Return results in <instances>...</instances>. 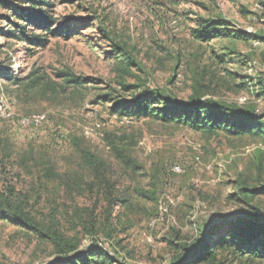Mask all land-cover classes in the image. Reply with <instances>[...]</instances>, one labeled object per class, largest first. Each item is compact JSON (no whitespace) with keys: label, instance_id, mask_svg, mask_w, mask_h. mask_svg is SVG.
<instances>
[{"label":"rangeland","instance_id":"1","mask_svg":"<svg viewBox=\"0 0 264 264\" xmlns=\"http://www.w3.org/2000/svg\"><path fill=\"white\" fill-rule=\"evenodd\" d=\"M43 11L62 35L27 22ZM13 23L44 46L7 37ZM214 24L225 34L207 40ZM37 71L46 78L29 89ZM60 73L83 81L65 87ZM154 93L254 112L258 129L164 123ZM148 94L153 113L122 126L119 103ZM35 116L40 126L19 124ZM238 218L264 225V0H0V264H60L96 246L112 264H264L223 244Z\"/></svg>","mask_w":264,"mask_h":264},{"label":"trees","instance_id":"2","mask_svg":"<svg viewBox=\"0 0 264 264\" xmlns=\"http://www.w3.org/2000/svg\"><path fill=\"white\" fill-rule=\"evenodd\" d=\"M40 3L44 6L49 4L45 1H40ZM27 17L29 18L27 19L28 23L32 22L33 24H37L39 27L45 28L48 32H51L52 36L54 37H58L63 34V31L61 30H50L49 26L54 23V19L52 16L44 13V11L40 13L29 14ZM18 18L23 19L24 16H20ZM18 27V25L13 23L5 35L7 37L15 38L17 41L25 42L28 45L37 47L44 46V38H41V36L36 35L33 32H27L24 27ZM203 33L206 34L207 40H216L222 38L225 34L224 29L216 24L203 28ZM45 78L46 76L43 74L41 75L39 71L30 74L28 79L30 85L27 87L29 89H35L42 84ZM59 78H62V85L65 87H78L83 81L82 79L77 78L70 73H60ZM15 82L22 83L19 80H15ZM197 91L198 90H196V92ZM198 93L199 92H197V94ZM148 95V97L139 96L131 103H119V109L123 112L121 117H129L132 119V117L142 118L148 117L150 114H152L153 111L145 99H150L151 94ZM198 96H201V94ZM154 97H157L158 101L163 105L158 112L155 111V116H157L158 119H161V121L164 123H171L177 119L178 123H183L186 125L190 124L192 127L198 129L203 127L211 130L231 128L232 132L237 136H242L257 128L255 123L258 122L259 119L254 112L249 113L243 111V109H234L225 103L220 104L212 100L201 103L199 100L200 97H198L197 99L194 98L191 104L182 107L177 103H174L172 100H168L165 97L156 95V93H154ZM205 110H207V113H205ZM257 132L260 133L261 131L257 130ZM241 190L245 191L246 189L240 188L239 192H241ZM12 212L13 215L21 219L25 225L42 233V235H44L46 238L52 240V242L57 247L62 246L63 242L55 233L45 230L39 223L24 215L20 210H14ZM229 242L237 246L238 253L264 258V225L257 224L248 219L238 218L233 224V236L227 240H224L223 244ZM75 249L76 247L72 248V250ZM216 249L217 245L216 247L212 248L200 246V248L197 250V253L204 252V254L200 255V257L197 259V263H201L205 259L212 262L215 261ZM186 252L188 253V251ZM113 262V257L106 254L103 248L96 246V248L91 249L88 253L79 256L70 262H64L60 264H112Z\"/></svg>","mask_w":264,"mask_h":264},{"label":"built area","instance_id":"3","mask_svg":"<svg viewBox=\"0 0 264 264\" xmlns=\"http://www.w3.org/2000/svg\"><path fill=\"white\" fill-rule=\"evenodd\" d=\"M3 106H4V108L6 107L5 105H3ZM7 117L13 118V115L8 114ZM43 120L44 119L41 116H35V117H30V118H21V120H19V124L23 127H26V128H29V127L33 128V127L40 126L42 124ZM120 124L122 126L130 125L131 124V118H129V117L121 118ZM176 171L179 173V172H181V169L177 168Z\"/></svg>","mask_w":264,"mask_h":264}]
</instances>
